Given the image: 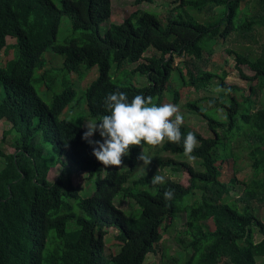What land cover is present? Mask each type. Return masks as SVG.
Here are the masks:
<instances>
[{"label":"trees","instance_id":"1","mask_svg":"<svg viewBox=\"0 0 264 264\" xmlns=\"http://www.w3.org/2000/svg\"><path fill=\"white\" fill-rule=\"evenodd\" d=\"M110 14V0H60V7L51 0H0V53L13 49L0 67V122L8 127L1 142L13 136L12 150L0 144V264H143L168 231L186 257L159 248V264H264V0H171L162 14L140 7L100 35ZM62 17L80 37L56 44ZM225 42L232 48L221 66L210 56ZM47 49L62 57L61 66L43 69ZM230 58L245 91L225 84ZM132 65V73L146 76L145 86L112 81L111 66L117 73ZM94 66L97 77L81 92L93 123L110 114L103 100L111 92H124L129 101L151 96L159 106L166 92L176 105L178 89L187 88L183 107L202 125L181 126L184 136L193 132L198 140L192 164L159 156L187 160L182 143L142 142L122 157L125 166L105 169L82 140L83 126L56 120L65 109H79L69 76ZM44 81L59 89L48 104L33 88ZM200 92L213 95L191 99ZM141 152L152 158L146 169L137 159ZM155 165L185 172L188 185L166 178L153 186L152 176L160 175ZM51 168L59 170L55 178ZM71 168L87 174L83 195ZM167 189L175 192L170 201L163 198ZM177 221L182 225L173 229ZM108 229L115 231L112 253L105 248Z\"/></svg>","mask_w":264,"mask_h":264},{"label":"rangeland","instance_id":"2","mask_svg":"<svg viewBox=\"0 0 264 264\" xmlns=\"http://www.w3.org/2000/svg\"><path fill=\"white\" fill-rule=\"evenodd\" d=\"M57 7H60V0H51ZM171 0H154V2L150 5L144 3L141 4L140 6H134L132 4V0H110L111 2V14L110 17L104 21V23L100 24V26L98 27V31L100 33V35H103L106 27L109 24H120L123 20L124 17L127 16L128 14L132 13L133 10L135 9H139L140 7H142L143 9H147V10H151L153 12H156L157 14H162L164 13V11L166 10V6L167 4L170 2ZM80 37V32H72L71 27H70V22L69 19L67 17H62L60 20V24L59 27L57 29V33H56V44H64L66 42H68L71 39L74 38H79ZM7 43L8 45L13 44V40L12 39H7ZM213 53L210 56V61H215L219 64H221V66L224 64L223 61H227V59H229L230 55H228L225 51L226 48H232V45H230V43H224V44H218L216 46L213 47ZM151 49V48H150ZM152 50V49H151ZM144 57L150 56L152 55V51H148L147 53L144 54ZM13 57V49L12 48H6L3 52L0 53V67H5L3 66L7 61H9L11 58ZM42 58L45 61V66L43 69L49 70V69H56L58 68V66L62 64V57L59 55L54 54L53 52L50 51V49H47L46 51L43 52L42 54ZM141 63H147L144 60L140 61ZM179 62V58H175L173 60V65H177V63ZM233 61L230 58V60L228 61V70L229 73L225 78V84L226 85H236L239 84L241 85V87L245 89L247 88L246 84H243V81H245L243 78H241L240 76H238L237 71L233 68ZM136 65H132L131 67H128L129 69L124 68L121 72H117L115 71L114 67L111 66L110 68V76L111 79L114 83H122L124 81L126 82H130L131 84L135 85V86H145L147 84V79L146 76H144V74L139 73V72H135L132 73L130 71V69L134 68ZM83 71L78 74V75H71L69 76L72 80H74V84H75V88L78 91L77 92V96L76 99L79 102V109H76L74 112L68 113V110H63V112L61 114H59L56 118L57 121L61 120V119H67L72 121L75 124H80V125H84V123H91V119H88L87 117V112H86V108H85V100L83 95L81 94L82 90H84V88L89 85L90 82H92L93 80L96 79L97 77V68L91 67L90 69H82ZM241 72L246 76V77H250L252 75V72H250L247 68L245 67H241ZM42 73V71L40 70H35L33 73V77H39L40 74ZM170 85V84H169ZM171 86H174V84L171 82ZM33 88L35 90V92L37 93V95L43 100V102L45 104H48L49 98L54 94L57 93L59 91L58 87H55L54 85H50L47 81L41 82L39 84L35 83L33 84ZM78 88V89H77ZM171 90V89H169ZM187 88H180L178 89L179 92V96L178 99L179 101L177 102L176 105L179 106L181 113L184 116V122H186L188 125H190L191 127L195 128V129H200L201 125V121L198 117H194L190 114L187 113V111L184 109L183 105L186 102L185 98V93H187ZM166 92V91H165ZM209 95H213V93H207V92H200V93H194L191 94V99L196 100L198 98H202L205 96H209ZM262 97V96H261ZM261 102L264 103V98L261 99ZM164 103H172V96L166 92L164 95ZM84 107L81 108V107ZM87 117V118H86ZM91 121V122H90ZM93 123V122H92ZM8 127L6 126V124L4 122H0V144L3 145V147H8L9 150H12L10 148V146H13V136L12 134L7 135L3 142H1L2 139V133L4 131H7ZM83 129L86 131V129L83 127ZM97 138L99 139V134L96 133L94 134V136L92 137V139L97 140ZM154 148L151 151L153 158H156L158 156V154L154 153ZM162 159H172L174 161H187L189 164H192V161L190 160H186V159H181L180 157L177 156H171L167 153H162L159 155ZM68 165V164H67ZM125 166V163H123L122 167ZM245 167V164L243 165ZM156 170L159 169V173L160 175L165 176V178H170L173 180H177L181 185L183 186H187L188 185V178L189 176L182 171L179 172H173L171 170H169L168 168H159L158 165L153 166ZM246 169V168H245ZM228 170H231V166H228ZM58 169H54L51 168V170H49L48 172V176L50 178H55V176L58 174ZM246 171V170H244ZM71 175V181L72 183L77 186L79 188V192L83 195L82 191L85 190V186L88 183L87 180V174L84 172H76L74 171L73 168H71L70 171ZM89 187H90V193L93 190V180L90 181L89 183ZM89 192L86 194H90ZM237 195V194H236ZM121 208L123 210L128 209V200H124L121 204ZM263 213V212H262ZM182 223L181 221H177L176 222V226L173 229H179L181 227ZM114 235H115V231L113 229H108L107 230V235L105 237V248L110 251L111 253L116 249L115 246V239H114ZM260 236H256L255 237V241L259 240ZM160 249L162 248L163 251L166 248V253L169 256L172 257H176V258H184L186 257V253L182 250V248H180L176 242L173 239V231H168V232H164L162 234V240L160 243ZM157 248L156 252L152 255H148L146 257V260L143 264H159L161 261V252L160 249Z\"/></svg>","mask_w":264,"mask_h":264},{"label":"clouds","instance_id":"3","mask_svg":"<svg viewBox=\"0 0 264 264\" xmlns=\"http://www.w3.org/2000/svg\"><path fill=\"white\" fill-rule=\"evenodd\" d=\"M217 91L229 90L217 87ZM103 107L110 114L103 115L99 122L84 123L86 131L81 138L92 147V155L105 169L122 168V157L129 155L130 146H140L142 142L152 146L165 141L172 144L182 143L187 159H196L193 152L198 140L193 132H188L186 136L182 134L184 116L178 105L164 103L157 106L151 96L144 95H136L129 101L126 93L115 91L104 97ZM96 133L99 134V140L92 139ZM137 159L143 162L145 169L152 161L143 152ZM165 182V176L159 174H155L150 180L153 186ZM174 195L173 189H167L163 198L170 201Z\"/></svg>","mask_w":264,"mask_h":264}]
</instances>
